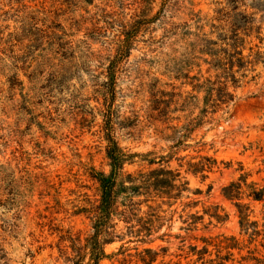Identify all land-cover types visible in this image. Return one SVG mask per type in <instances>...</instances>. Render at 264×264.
<instances>
[{"label": "rangeland", "instance_id": "374dc122", "mask_svg": "<svg viewBox=\"0 0 264 264\" xmlns=\"http://www.w3.org/2000/svg\"><path fill=\"white\" fill-rule=\"evenodd\" d=\"M150 2L0 0V264H64L60 236L90 232L76 211L97 199L91 175L111 172L107 123L124 152L138 155L126 172L169 168L187 183L180 200L158 210L164 220L141 247L166 248L165 263L264 264V203L242 201L246 231L236 202L222 196L245 174L248 185L264 186V7L248 8L252 36L241 31L234 50L227 38L245 8L232 0ZM128 36L131 50H119ZM219 87L233 101L208 106L207 123L183 132L184 146L172 153L167 127L199 116L208 88L219 104ZM156 108L168 110L158 122L148 119ZM203 158L217 163L207 178L189 168ZM197 212L204 220L195 228ZM122 246L137 248L117 241L105 251Z\"/></svg>", "mask_w": 264, "mask_h": 264}, {"label": "trees", "instance_id": "16d2710c", "mask_svg": "<svg viewBox=\"0 0 264 264\" xmlns=\"http://www.w3.org/2000/svg\"><path fill=\"white\" fill-rule=\"evenodd\" d=\"M149 1L153 3V0H144V3L151 4ZM249 1L252 2L253 6L247 7L245 5L248 0H232L231 2L235 9L245 8L238 15L240 26L233 25L230 37L227 38L228 41L233 42L232 47L234 50H237L239 47L237 45L243 42L240 36L241 31L245 33L244 35L247 38L252 36L250 31L253 23L251 19L253 18L249 17L248 8L260 10V8H257L258 6L264 7V0ZM164 2L166 6L168 0H164ZM124 32L126 33V29ZM132 42V37H126L125 40L119 42V50H131ZM111 77L114 79L115 75L111 74ZM218 92L219 94L216 95L219 97V104H214L216 90L208 88L205 107L199 116L193 117V114L186 116L188 122L180 129L176 126L167 127L170 135H166L163 139L174 143L171 147L172 153L179 151L184 146L183 132L191 135L207 123L208 106H210L209 108H216L217 111V109H222L223 106L227 108L228 104L233 101L234 98L231 99L230 94L222 87L218 88ZM184 106H192V104L184 101L182 107ZM152 111L148 114V119L154 122H158V119L155 118H165L168 112L167 109L161 110L160 108ZM212 113L215 114L216 112ZM104 139L107 142L106 155L110 162L111 172L109 175L104 173L91 175V179L98 185L97 199L88 202L87 207L76 211V215H82L90 222L91 230L84 238L81 234L73 235L69 231L65 235H61L57 246L60 259L64 261V264H181V262L172 261L165 263L166 248L153 249L141 246L153 243L151 238L157 230L156 225L164 220V217L160 215L164 212L158 210L165 205V201L180 200L183 192L187 190V183H182L180 174L169 168L160 167V169L148 173L142 170L134 173L126 172L125 165L131 164L138 155L124 152L114 136V127L109 123L104 128ZM199 144L201 142L196 145ZM162 159H167V157H162ZM203 160L207 164L199 162L191 164L189 168L195 175L201 174L202 178H207L205 173L211 172L217 163L209 158H203ZM147 162L150 166L157 164L155 160ZM248 177L247 174L242 175L222 189V196L226 200L236 202L240 225L246 231L250 226L248 223L250 208L242 201L246 198L253 202L264 203V186L260 187L254 183L248 185ZM198 194H201V192L198 191ZM142 197L145 199L140 200ZM152 204L156 205L155 209ZM190 204L195 205V203ZM143 205L147 206L148 212H143ZM210 218L215 219L217 223L222 222V217L218 213L210 214ZM190 219L191 224L197 228V224L203 222L204 217L197 212L190 215ZM119 224H122L121 229L118 228ZM117 241L124 242L126 245L135 243L137 245L135 253H129L130 250H126L122 246L116 254L108 255L105 246ZM197 253L202 259L203 253L201 251H197ZM218 260L216 264H224L226 258L219 257Z\"/></svg>", "mask_w": 264, "mask_h": 264}]
</instances>
